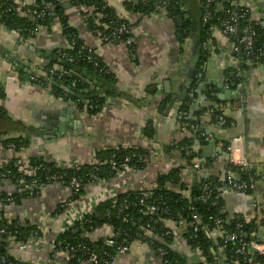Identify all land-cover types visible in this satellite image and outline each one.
<instances>
[{
  "label": "crops",
  "instance_id": "obj_1",
  "mask_svg": "<svg viewBox=\"0 0 264 264\" xmlns=\"http://www.w3.org/2000/svg\"><path fill=\"white\" fill-rule=\"evenodd\" d=\"M61 1L63 4L70 2ZM105 1L122 18L130 23L138 22L132 30L135 38V63L124 44H101L87 30L78 9L70 7L65 10L68 24L75 28L84 45L95 51L114 76L116 84L113 87L129 97L126 100L112 94L113 96L105 99L101 112L94 116L79 113L75 105H70L71 101L55 97L49 86L42 87L29 80L31 76L35 79L45 76L42 71L45 66L42 55L45 52L55 47L64 49L68 46L56 18L48 25L49 28L45 26L26 40H18L13 31H7L0 24V88L4 94V97H0V142L8 138L25 139L26 135L30 136V140H26L27 147L18 153L0 145V165L9 159L27 160L34 156L56 164L72 161L91 163L95 151L119 146H139L153 155V161L141 171H125L109 181L87 186L85 195L70 206V209L81 211L92 210L97 203L128 191L151 189L158 175L185 164L174 150H166L189 137V133L180 130L175 121L179 101L171 99L173 104H168L163 112L159 111L158 105L166 97L171 98L182 92L178 86L179 74H187V69L194 67L198 41L195 37L188 38L179 53L171 20L148 16L139 22L138 15L124 11L121 0ZM200 1L183 0L185 7L196 19L200 16ZM243 4L249 7L251 20L264 16V0H244ZM217 8H221V3ZM212 44L214 50L205 68L203 85L206 83V86H213L217 90V97L223 101L222 108L228 124L223 127L207 124L202 126L204 133L211 137L209 145L213 147V156L209 159L212 163L202 168L199 175L205 178H222L227 166L225 147L233 140L239 141L245 160L253 167L257 177L255 191L252 194L224 193L223 210L228 215H239L247 223L255 219L257 211L261 212L262 220L256 230V237L264 242V67H249L244 71L243 83L231 88L228 71L237 65L232 55V39L216 29L212 34ZM29 72L37 76L28 74ZM191 96L189 92L186 95ZM202 97L204 94L201 93L194 103L195 110L204 105ZM67 110H71V113L67 114ZM63 116L64 133L56 139L44 140L38 133L30 131L47 130L52 117L63 119ZM147 123L156 130L154 139L144 137ZM217 148L222 149V154L215 152ZM199 157L202 158L201 153ZM195 176L185 166L181 170L180 179L185 187H190ZM170 189L178 190L179 186L172 185ZM0 191L10 193L14 191V187L4 182L0 185ZM69 196L67 188L49 185L42 189L38 197L24 200L20 206L6 207L4 214L8 218H19L22 222L29 221L38 225L46 232L48 240H51L64 224L66 213L58 216L51 214ZM255 203L258 210L254 207ZM107 233L108 230L104 229L95 233V236ZM38 247L30 241L27 249L20 251L16 244H10L7 253L22 262L44 260L46 247L41 248V251ZM179 249L188 255L185 246H180ZM157 262L145 245L133 244L127 254L115 259L114 264Z\"/></svg>",
  "mask_w": 264,
  "mask_h": 264
},
{
  "label": "trees",
  "instance_id": "obj_2",
  "mask_svg": "<svg viewBox=\"0 0 264 264\" xmlns=\"http://www.w3.org/2000/svg\"><path fill=\"white\" fill-rule=\"evenodd\" d=\"M143 0H121V5L126 13L132 15L139 16V22L144 17H148L152 15L154 12L153 5L156 0H148V3H143ZM202 2L200 1V14L202 8ZM42 8L46 9V28H49L48 25L53 21V19H57L59 21L61 31L63 37L67 44L72 47L69 48H59L55 51L56 56L61 61L65 62L64 66L57 65L62 70L66 72V75L63 76L60 80H55L56 83L60 85L72 89L75 93H79L86 89L92 88L94 86V81H104L105 84L113 87L116 82L114 80V76L111 72L106 74H100L95 72L92 65L85 61V58L91 51L95 60L98 64L103 65L100 58L97 56L93 49L87 48L82 40L78 37V33L75 28L71 27L68 24V19L66 16V11L62 8L56 9V7L61 6L63 3L61 0H40L39 1ZM221 3V8L218 9L216 5ZM71 8H83L86 7L91 9L89 11L88 18L84 17V12L80 11V14L84 17L83 22L87 27V30L95 37H97L101 44L107 43H122L125 41V37L122 36L119 39L109 38L111 31L118 26H125L131 33H129L128 38L132 40L131 45L126 46L129 51V57L133 59L135 63V38L133 36L132 30L137 26V23H130L129 20L122 18L117 11L109 6L105 0H70L69 2ZM214 8L216 11H214ZM230 5L228 0H215V5H213L214 15L209 25L202 26L200 24L199 18L200 16L195 18L194 15L185 7L183 0H168L166 5V17L171 20L174 25L175 37L179 47V53L182 52L181 46L185 43L188 38L195 37L198 41V55L196 62L194 64L195 69L197 70L199 66L207 64L211 57V54L207 52H203L201 50V44L209 38V28L215 27L218 28L219 21L218 18L221 19L224 17L225 10L230 9ZM186 16V17H185ZM99 18L100 25H97L95 21ZM196 19L198 23L197 32L193 33L191 31L192 21ZM0 24L7 31H20L23 36L31 37L35 31L36 24L32 22L30 19H22L17 17H12L7 15L4 12V7H0ZM241 25L247 26L251 25L254 28L256 36L254 37V48L253 52L264 45V31L260 27L256 25V22L250 19L249 14L242 21ZM48 30V29H47ZM24 32V33H23ZM107 38V39H105ZM65 54L68 58H72L73 62H68L66 59H61L59 54ZM234 58L237 61V65L234 68H231L228 72L234 73L236 71L241 72V77L236 80H232L230 78V74H228L229 86L231 88H235L238 84L243 83L244 71L249 67L262 65L264 60H252L250 64H246L245 58L242 53L234 55ZM54 64H49L45 66V70L52 67ZM104 66V65H103ZM107 68V67H105ZM55 79V78H54ZM53 79V81H54ZM36 84L41 85L42 87L49 86L52 90V93L55 97H63L67 101L74 102L76 110L79 113H85L86 115H98L101 112L103 105L105 104V99L107 97L113 96L111 91L104 96H99L92 98L90 100H79L76 98V95L71 96L63 92L61 89L51 86V82L48 80V77L43 76L42 78H38L35 81ZM198 88V85L195 83V80L189 83L188 92L192 95L191 97H186L184 101L179 102L177 107V115H176V124L179 125L180 130L187 131L189 133V137L182 139L181 141L175 143L176 146H184L189 148L191 135L196 132L199 140L202 138L199 136L201 132V127L203 125H217L218 117H223L228 124V120L223 111V101H221L218 97L212 96L213 91H217L213 86H206L205 90L201 93L204 94L203 103L199 109H194L193 105L196 103L198 96L194 93ZM187 92V93H188ZM4 94L2 93V89L0 88V97ZM168 104H173V101L168 96L163 99L159 106V111L166 109ZM163 112V111H162ZM182 113L185 115L181 116L178 119V116ZM195 125V130H190L189 127H185L184 125ZM144 137L147 139H154L156 137V130L147 123V126L144 129ZM2 148H11L15 152L23 151L28 142L22 137L17 138H8L2 140L0 142ZM173 150V147L167 148L166 151ZM148 151L137 146V147H113V148H103L95 151L94 162L91 163H82L74 168L65 167L64 165H58L53 162H47L42 157L34 156L28 158L27 164L28 169L26 174H22L20 171V167L22 164H18L19 159H9L4 161L0 165V185L4 182L8 183L12 187H14V191L7 193L5 191H0V207L2 211L0 212V228L7 229L10 232H15L17 241L27 242V240L32 237V234L36 232V225L30 223L29 221L22 222L19 218L7 219L4 214V209L10 205L20 206L24 200H29L36 198L40 195L42 189L48 185H51L53 181H49L46 178L51 176H57L61 178L63 184H68V181L72 178L79 179L82 182V188L80 193L70 194L66 203H73L77 201L82 194H84L86 187L93 182L92 176H95L98 181H109L114 178L117 174V171L111 167V161L122 162L126 157L129 158L127 165L133 171H141L143 170L147 164H144L139 158L144 155H148ZM150 154V153H149ZM186 162H189V158L184 154L181 155ZM195 155L193 154V157ZM212 163L211 160H207L204 163L203 168L208 167ZM38 166L39 169L30 174V170L34 167ZM253 167H250L246 171H237V178L240 181H244L246 183L255 182L257 177L254 174ZM183 169L182 165H179L176 168H173L166 174L158 175L155 178L154 185L155 188L149 191H145L150 195V198H160L165 203V207H168L170 211V215L173 220H177L180 218H185L188 216V212L186 211V207L192 204V207L202 215V221H207L208 216H223L224 212V201L223 196H219V190L222 187L223 183L222 179L218 177L214 178H205L203 176L197 177L195 176L191 186L187 189L184 184H182L180 179L181 170ZM236 170V169H235ZM23 180V183L20 181ZM60 182V181H59ZM178 185L180 190L188 191L189 199L185 198L181 193L171 190L169 186ZM208 186L210 189V193L212 199L217 197L215 200V205L200 204L195 202L194 200L203 194L202 188L203 186ZM246 194H250L248 191ZM140 197L139 191H128L119 195H116L110 199H106L97 203L94 207L92 214L85 216L80 222H76L71 230L64 231L60 234L55 240V250L57 252H61L65 250L66 246H74L81 245L84 248V251H76L74 254V258L70 259L69 264H76L78 259L84 258V255H87L89 252L99 253L103 250L107 251L111 257H115V251L112 248H103L104 240L91 241L87 237H82V232L86 233L93 232L95 230L101 229L104 226H109L112 228L114 232L119 233V239L117 242H125L126 244H132L136 239L138 234L141 233L139 231L136 222L141 219V222L144 223L146 221L153 222L154 221V233L153 236H157L158 239L154 240L151 238H145L146 241H153L155 247H160L165 250L166 256L164 259H168L170 261L177 260L179 263L183 264L185 262V258L177 254V252L173 251L169 248L168 239L164 238L161 233L163 232L161 227V218L155 217H146L141 218L136 212L135 207L129 206V208L122 212L118 213L116 211V207L114 205H119L121 202L125 201L128 203H134L136 199ZM63 203V204H64ZM60 204L53 211L52 215H60L63 213L62 205ZM64 204V205H65ZM127 220V222L125 221ZM252 227L251 225H249ZM190 233V232H188ZM38 235V234H37ZM188 237L187 235L185 236ZM6 237L3 236L0 238V257L4 256L7 259V262H11L13 264H20L17 260H14L12 257L7 256L6 254V246L4 239ZM161 238V239H159ZM191 241V240H190ZM192 246L204 245V238L201 234L198 235V238L194 242H189ZM203 249V248H202ZM54 250V251H55ZM52 254H49L51 258Z\"/></svg>",
  "mask_w": 264,
  "mask_h": 264
},
{
  "label": "built area",
  "instance_id": "obj_3",
  "mask_svg": "<svg viewBox=\"0 0 264 264\" xmlns=\"http://www.w3.org/2000/svg\"><path fill=\"white\" fill-rule=\"evenodd\" d=\"M39 1L40 0H0V7H4V12L7 15L22 19H30L36 24V27L34 29L37 33L45 27L46 22V9L41 7ZM243 1L244 0H228L231 8L225 10L223 18L217 19L219 21L218 28H209V38H207L201 44V50L203 52L212 54L214 50L212 44V34L213 31L219 29L223 35L228 36L232 39V55L242 53L245 58L246 64H250L252 60H264V45L253 52L254 37L256 36L254 28L251 25H247L244 27L241 25L242 21L248 14L249 16H251L249 7L244 5ZM142 2L148 3V0H143ZM167 3L168 0H156V2H154V5L152 6L154 12L150 16L167 18ZM213 5H215V0H203L199 18L200 24L202 26L209 25L210 21L212 20V17L214 15ZM216 9L214 8V11H216ZM78 10L79 12H84L83 16L86 18H88L89 11H91V9H88L86 7L79 8ZM80 15L83 21L84 17L82 16V14ZM254 21L256 22V25L264 31V16ZM95 23L97 25H100L99 18H97ZM13 32L19 40L22 39V34L20 33V31ZM129 33H131V30H129L125 26H118L111 31L109 38L119 39L122 36H127L124 38L125 41L123 42V44L125 46H129L132 43V40L128 38ZM68 47L71 48L72 46L68 44ZM59 57L64 60L66 59L70 63L73 62V59L68 58L65 54L60 53ZM131 60L133 61L132 58ZM85 61L92 65L95 72H98L100 74H106L110 72L109 68H105L106 66L104 64L103 66L97 63L91 51L85 58ZM261 66L264 67V62ZM206 67L207 64H204L199 66L197 69L194 80L198 86L203 85ZM42 71L44 75L48 77V79L53 80L55 78L54 82H56L55 80L62 79L63 76L66 75V72L56 64H54L49 69ZM240 77V71L230 73V78L232 80L239 79ZM29 80L32 82L36 81V79L32 76L29 77ZM237 86L239 87L240 84H238ZM212 96L217 97V91H213ZM1 113L2 110H0V114ZM183 115H185V113L180 114L178 116V119H180ZM217 125L220 127L226 125L225 119L223 117H218ZM184 126L189 127L190 130L196 129L195 125L185 124ZM199 136L203 141H211V137L204 132H201ZM238 142V140H233L225 147L227 166L224 175L221 178V182L223 183V185L219 190V196H222L226 192L246 194L248 191H250V194H252L255 191V182L246 183L244 181L238 180L237 178V171L241 172L249 169V164L245 160L243 151L241 147H239ZM171 146L173 147L175 153L179 155L180 159L185 162V164L182 165L183 168L186 166V168L191 169L193 173H195L198 177H201L199 173L201 172L204 163L202 162V158L199 157V154L194 153V150L191 146H189V148L184 146H176V144H173ZM182 154L189 158V162H186L183 159V157L181 156ZM193 154L195 155L194 157ZM94 155L95 152L93 153L92 162H94ZM139 159L143 161L144 164L148 165L151 161H153V155L148 153V155H144ZM128 160L129 158L126 157L122 162L116 163L115 160L111 161V167L117 171L116 176L125 171H133L127 165ZM18 164H22V166L20 167L21 173L26 174L28 172L27 161L22 159L19 160ZM79 164L82 163L72 161L66 164L58 165H64L65 167L74 168ZM38 169V166L34 167L32 170H30V174L35 173ZM92 178L93 182L89 185L104 182L98 181L95 176H92ZM46 179L49 181H53L51 185L54 184L67 188L70 194L80 193L82 188V182L76 178L70 179L68 181V184H63L64 182L61 181V178L57 176H51ZM20 183H23V180H21ZM171 186H169V188H171ZM154 188L155 185H153V187L149 190H152ZM186 188L188 189L189 187ZM174 191L181 193L185 198L189 199L188 191L180 190V188ZM202 191L203 194L197 197L194 201L200 204L209 203L210 205H215V200L217 199V197L212 199L208 186H203ZM139 192L140 197H138L134 203L123 201L119 205H114V203L113 207H116L115 209L118 213H122L126 211L131 205L135 207L136 212L141 218H161L160 229L163 231L161 235L164 238L168 239V245L170 249L185 258V262L183 264H264V242L258 240L256 237V230L258 229L262 220L261 212L257 211L255 219L248 223L239 215H228L225 212H223L225 213L223 216L211 215L207 217V221H202L204 220L205 216L202 219V215L199 214L191 204L186 207V211L189 213L187 217L173 220L168 207H165V203L162 201V199L154 197L150 198V195L145 191ZM85 193L86 190L79 199H81L85 195ZM185 193H188L187 197L185 196ZM73 203H64L65 205H62V208L64 210L60 215L66 213V220L61 226V229L53 235L51 240H48L46 232L36 224V232L32 234V237H30L27 242L17 241L15 232H10L7 229L5 230L3 228H0V238L3 236L6 237L4 239V242L6 246L7 256H10L7 253V248L10 244H16L20 251H24L25 249H27L30 241H32L34 242V244L39 246L38 248L40 251L41 248L46 247L44 260L38 259L35 262H22L15 257H10H12L14 260H17L20 264H69L70 259L74 258L75 252L84 251V248L81 245H77L76 248H74V246H66L64 251L57 252L55 250V240L64 231L71 230L76 222H80L85 216L91 215L94 209L93 208L92 210L88 211L75 210L72 208L70 209V206ZM254 207H257L256 210L259 209L257 203H255ZM7 219L13 218L7 217ZM125 221L127 222V220ZM136 224L141 233L138 234L137 239L131 245H145L154 255L155 259H157V264H181L177 260L170 261L168 259H164V257L166 256L165 250L160 247L154 246L153 241L158 239L157 236H153L154 221L152 223L148 221L142 223L140 219L138 222H136ZM249 225H251L252 227H250ZM104 229L108 230L107 234L99 237L95 236V233ZM199 234H201L204 238V245L192 246L189 242H194L198 238ZM81 235L82 237L89 238L91 241L104 240L103 248H112V250L115 251V257H111V255L108 254V252L105 250L99 253L89 252L87 255H84V258L78 259L76 264H114L115 259L118 256L127 254L131 247L130 244H126L125 242H117V240L119 239V233L114 232L109 226H104L103 228L90 233H86L85 231H83ZM186 235L188 236L187 238L185 237ZM151 237L153 241L145 240V238ZM180 246H185L188 249V255L182 253V251L179 249ZM49 254H52L51 258L49 257ZM6 259V257L1 256L0 264H13L11 262H7Z\"/></svg>",
  "mask_w": 264,
  "mask_h": 264
},
{
  "label": "water",
  "instance_id": "obj_4",
  "mask_svg": "<svg viewBox=\"0 0 264 264\" xmlns=\"http://www.w3.org/2000/svg\"><path fill=\"white\" fill-rule=\"evenodd\" d=\"M62 8L63 10H67L70 8V4L69 3H64L61 6L56 7V9ZM198 23L197 20L194 19L192 21V25H191V31L193 33L197 32L198 30ZM35 36V35H33ZM26 36H23L22 39L26 40ZM198 43V42H197ZM56 48H53L51 51H47L45 52L42 57L43 59L46 60V64H50V63H57L60 66H64L65 62L61 61L60 59H58L57 56L54 55V50ZM197 70L195 69V67L191 68V69H187V74H184L183 72H181L179 74V81H178V86L180 88V90L182 91L180 93V95H172L171 99L172 100H178L179 102L184 101V99L186 98L187 92H188V88L187 85L189 82L193 81L195 79V75H196ZM28 74H31V72H29ZM33 76H37L36 74H31ZM51 85L61 89L63 92L70 94L71 96L76 95V98L79 100H87V99H92L98 95H102V94H107L109 93V89L108 86L105 85L104 81H100V82H94V86L93 88L90 89H86L84 91H81L79 93H75L74 90L66 88L62 85H60L59 83L53 82L51 81ZM167 85L169 87V83L167 82ZM206 88V83L204 85L198 86V88L195 90V94L199 97L201 92L204 91ZM97 89H99L97 91ZM112 93L122 99H126L128 100L129 97L127 95H124L123 93L118 92V90L116 89V87H112ZM166 93L169 94V91L166 90ZM132 100V99H131ZM134 101V100H132ZM71 106H74V102H70ZM71 110H67V114H70ZM61 115V114H60ZM62 116V115H61ZM65 123V119L63 116L62 117H52L48 123V128L49 129H41V130H33L30 129V131L38 133L39 135H41L42 139L44 140H51V139H56L59 135H63L64 133V128H63V124ZM201 130H205L204 127H201ZM25 140H30V136L26 135ZM190 145H192L195 149H194V153L199 154L201 153L202 155V162L205 163L207 160L212 158V153H213V147L209 145V142L207 141H203V140H199L197 137L196 132H194L191 135V141H190ZM215 152L217 154H222V149L217 148L215 150ZM1 212V211H0Z\"/></svg>",
  "mask_w": 264,
  "mask_h": 264
},
{
  "label": "flooded vegetation",
  "instance_id": "obj_5",
  "mask_svg": "<svg viewBox=\"0 0 264 264\" xmlns=\"http://www.w3.org/2000/svg\"><path fill=\"white\" fill-rule=\"evenodd\" d=\"M62 3H63V2H62ZM18 40H19V39H18ZM18 40H17V41H18ZM55 48H56V47H55ZM57 49H59V48H57ZM57 49L54 50V55H55V56H56L55 51H56ZM44 60H45V59H44ZM12 61H13V60H12ZM50 64H51V63H50ZM55 64L58 65L57 63H55ZM46 65H49V64H46V60H45V66H46ZM45 66L43 67V70H45V69H44ZM27 67H28V66H27ZM48 80H49L50 82L53 81V80H51V79H48ZM95 81H96V80H95ZM95 81H94V82H95ZM53 82H54V81H53ZM96 82H100V81H96ZM50 85H51V84H50ZM51 86H52V85H51ZM92 88H93V87H92ZM89 89H90V88H89ZM108 89H109V92L111 91V93H112V90H113L112 87L109 86ZM98 90H99V89H97V91H98ZM107 94H108V93H107ZM112 94H113V93H112ZM104 95H105V94H102V95H98V96H96V97L104 96ZM94 98H95V97H94ZM87 100H90V99H87Z\"/></svg>",
  "mask_w": 264,
  "mask_h": 264
},
{
  "label": "rangeland",
  "instance_id": "obj_6",
  "mask_svg": "<svg viewBox=\"0 0 264 264\" xmlns=\"http://www.w3.org/2000/svg\"><path fill=\"white\" fill-rule=\"evenodd\" d=\"M260 233H261V231H260Z\"/></svg>",
  "mask_w": 264,
  "mask_h": 264
}]
</instances>
